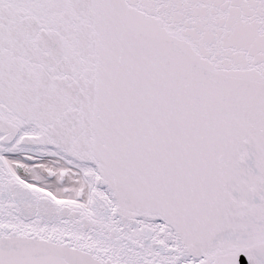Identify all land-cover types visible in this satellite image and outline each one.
<instances>
[{
  "label": "snow or ice",
  "instance_id": "snow-or-ice-1",
  "mask_svg": "<svg viewBox=\"0 0 264 264\" xmlns=\"http://www.w3.org/2000/svg\"><path fill=\"white\" fill-rule=\"evenodd\" d=\"M0 264H264V0H0Z\"/></svg>",
  "mask_w": 264,
  "mask_h": 264
}]
</instances>
